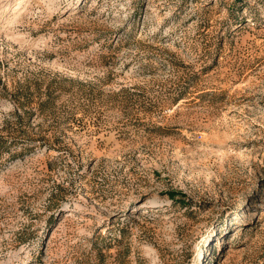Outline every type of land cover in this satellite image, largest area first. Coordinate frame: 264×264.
Segmentation results:
<instances>
[{"label":"rangeland","instance_id":"obj_1","mask_svg":"<svg viewBox=\"0 0 264 264\" xmlns=\"http://www.w3.org/2000/svg\"><path fill=\"white\" fill-rule=\"evenodd\" d=\"M0 264H264V0H0Z\"/></svg>","mask_w":264,"mask_h":264}]
</instances>
